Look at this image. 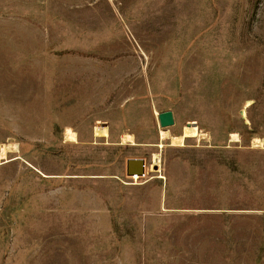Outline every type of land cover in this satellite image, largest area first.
I'll use <instances>...</instances> for the list:
<instances>
[{
  "label": "rangeland",
  "instance_id": "1",
  "mask_svg": "<svg viewBox=\"0 0 264 264\" xmlns=\"http://www.w3.org/2000/svg\"><path fill=\"white\" fill-rule=\"evenodd\" d=\"M253 136L264 0H0V264H264Z\"/></svg>",
  "mask_w": 264,
  "mask_h": 264
},
{
  "label": "bare ground",
  "instance_id": "2",
  "mask_svg": "<svg viewBox=\"0 0 264 264\" xmlns=\"http://www.w3.org/2000/svg\"><path fill=\"white\" fill-rule=\"evenodd\" d=\"M253 103V99H247L245 101L244 107L241 111L242 117L245 118V122L249 123V119L247 117V108ZM159 134L161 140H169L170 144L172 146H183L185 144L184 137L181 134H177L174 132H171L168 127H161L159 129ZM200 140L204 138H210V135L207 133H200L199 135ZM120 139L122 143H131L135 144L136 139L135 135L130 132H124L120 135ZM229 140L230 142H239L241 140L240 134L237 131L231 132L229 134ZM64 141L65 142H78L79 141V136L78 133L70 128L67 127L64 131ZM251 145L252 147H264V139L259 136H253L251 138ZM15 149L11 148L9 144L2 143L0 146V158L5 159L8 156L9 152L14 151Z\"/></svg>",
  "mask_w": 264,
  "mask_h": 264
},
{
  "label": "water",
  "instance_id": "3",
  "mask_svg": "<svg viewBox=\"0 0 264 264\" xmlns=\"http://www.w3.org/2000/svg\"><path fill=\"white\" fill-rule=\"evenodd\" d=\"M157 118L160 127H169L175 124L174 113L171 110L160 112Z\"/></svg>",
  "mask_w": 264,
  "mask_h": 264
}]
</instances>
